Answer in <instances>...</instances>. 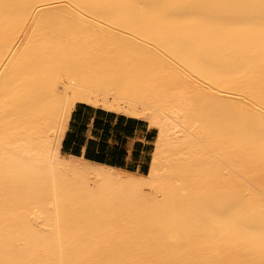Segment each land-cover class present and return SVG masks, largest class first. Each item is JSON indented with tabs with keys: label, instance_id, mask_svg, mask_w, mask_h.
<instances>
[{
	"label": "bare ground",
	"instance_id": "1",
	"mask_svg": "<svg viewBox=\"0 0 264 264\" xmlns=\"http://www.w3.org/2000/svg\"><path fill=\"white\" fill-rule=\"evenodd\" d=\"M77 104L153 127L147 173L62 155ZM262 187L264 0H0V264H206L200 229L260 252Z\"/></svg>",
	"mask_w": 264,
	"mask_h": 264
},
{
	"label": "crops",
	"instance_id": "2",
	"mask_svg": "<svg viewBox=\"0 0 264 264\" xmlns=\"http://www.w3.org/2000/svg\"><path fill=\"white\" fill-rule=\"evenodd\" d=\"M156 130L146 121L77 104L60 141L67 157L144 175L149 169Z\"/></svg>",
	"mask_w": 264,
	"mask_h": 264
},
{
	"label": "rangeland",
	"instance_id": "3",
	"mask_svg": "<svg viewBox=\"0 0 264 264\" xmlns=\"http://www.w3.org/2000/svg\"><path fill=\"white\" fill-rule=\"evenodd\" d=\"M54 4L55 3H50V5L48 6V8H56L57 6H54ZM92 21H94V22H96L95 20H92ZM98 21H100V20H98ZM100 27H104V26H102L99 22H96ZM143 40L141 39V40H139V45L140 46H137L136 47V51L137 52H141V51H143V49L145 48V47H148L149 45H147L146 43H144V42H142ZM110 71H107L106 73H104L105 74V76H111L113 73H109ZM98 84H97V82L95 83H91V88L93 89V90H95V94L97 95V96H101V91H103V90H105V87L103 86V85H100V89H98L99 87H96ZM104 87V88H103ZM192 112H190L188 115H189V118H191L193 115V117H195V114H193V115H190ZM191 116V117H190ZM197 133H199L200 135H201V133H200V131H198L197 130ZM199 134H197V136L199 135ZM235 168H232V170H234ZM149 170V169H148ZM231 170V174L233 175V177H234V180H235V182L237 183V185H239V189H242V187H243V184H244V181L243 180H241V179H238V176H236L235 174H234V172ZM235 171H236V169H235ZM251 179H253L252 181H254V177H249V180L251 181ZM264 187H262V189H263ZM264 190V189H263ZM109 192H107V194L109 195V196H111V197H115V193L114 192H112V189H109L108 190ZM104 192H106V191H104ZM103 192V193H104ZM152 192V191H151ZM107 194L106 193H104V195H106V197H108L107 196ZM117 194H120V193H117L116 192V195ZM156 193H154V192H152V196L153 195H155ZM122 194H120V195H117V196H121ZM150 195H151V193H150ZM108 198H110V197H108ZM129 201V200H128ZM199 234H197L199 237L197 238L198 239V241H199V243H200V245H201V249H198V250H200V251H197V252H199L198 254H200V252L201 253H204L205 255L207 254L208 255V257L209 256H211V255H214V253L212 252V254L209 252V250H212V249H214L215 247L213 246V248H212V245L214 244L216 247H219L220 245H222V240H224V238L222 239V237L221 236H219V235H217L214 231H212V230H208V229H200L199 230V232H198ZM197 235H196V237H197ZM177 239H179L180 240V238H178V237H176ZM176 238H172V240H174V241H170L171 243H173V242H175L176 244H171L172 246L170 247V249H172L173 251H174V253H176L175 252V250L177 249V248H180L179 246H182L183 247V249L182 248H180V249H182L181 251H183L185 248V246H187V243L185 242L186 241V239H184V240H181V241H183L184 242V246L182 245V244H180L181 242L179 241V240H176ZM197 239L195 238V239H193V240H195V242H192L191 241V243L190 244H188V245H192V243H194V245H193V248H196V245H195V243H196V241H197ZM226 239V238H225ZM171 240V239H170ZM227 240V239H226ZM177 241V242H176ZM180 243H179V242ZM197 241V242H198ZM225 241V240H224ZM229 241V240H228ZM227 241V242H228ZM226 242V241H225ZM219 244V245H218ZM226 243H224L223 245H225ZM230 244V243H229ZM228 243H227V246L229 245ZM257 243H255V245H256ZM264 243H262L261 245H263ZM177 245V247L175 248V246ZM254 245V246H255ZM195 246V247H194ZM197 246H199V244L197 245ZM241 246V245H240ZM252 246V245H251ZM159 247V246H158ZM173 247L175 248V249H173ZM224 247V246H223ZM226 247V246H225ZM229 248H230V245L228 246ZM242 248H243V246H241ZM188 248H190V246L189 247H187L186 248V251H189L188 250ZM198 248V247H197ZM197 248L194 250V249H191V252H192V250H193V252L194 251H196L197 250ZM199 248H200V246H199ZM222 246L221 247H219L218 248V251H219V249H220V251H222ZM258 248V247H257ZM261 248V247H260ZM161 249H163V248H161ZM169 249V250H170ZM217 249V248H216ZM235 249V248H234ZM236 249H237V247H236ZM235 249V252L237 253V251H238V249H239V245H238V249L236 250ZM241 249V248H240ZM252 249H255V248H253L252 247ZM165 250H167V249H165ZM233 250V249H232ZM251 250V249H250ZM260 250V249H259ZM259 250H253L254 251V253H253V251L251 250V252L249 253L248 251H246V250H244V248H243V251H246V253H249V254H251L250 256H249V254H246V255H248V256H246L245 254H244V252H241V250L240 251H238V253L236 254L235 252V254H234V256H232L233 254V252L231 251V250H226V248L223 250V251H225V253L227 252V251H231V254H229V252H227L228 254H229V256H232V258L233 259H238L239 257H245L246 259H249V260H247L248 262V264H264V247L262 246V249H261V251L259 252ZM162 251L163 250H160V252L162 253ZM203 251H208L211 255H209V253L207 252V253H205V252H203ZM213 251H216V250H213ZM222 251V252H223ZM177 252H179V253H181L180 251H179V249H178V251ZM239 252H240V254H243V255H238L239 254ZM160 253V254H161ZM183 253H184V251H183ZM195 253V252H194ZM193 253V254H194ZM219 253V252H218ZM224 253V252H223ZM224 253V254H225ZM169 254H171V253H169ZM197 254V253H196ZM196 254L195 255H191V257L193 256H195L196 257ZM220 254V253H219ZM219 254H217V251H216V254L214 255L215 256V260L217 261L218 259L217 258H221V259H219V260H221V262H220V264H223L224 262L222 261L224 258H222L221 256L219 257ZM228 254H226L227 256H228ZM173 255V254H172ZM168 255V257L170 256L171 258H173L175 255ZM177 255V254H176ZM201 255L202 256H204L203 254H200V260H202L203 262L202 263H199V264H205L204 262V260L201 258ZM206 255V256H207ZM220 255H222V253L220 254ZM238 255V256H237ZM178 256H179V254H178ZM198 256V258H199V255H197ZM206 256L204 257V258H206ZM216 256H218V257H216ZM223 256V255H222ZM225 256V255H224ZM161 257H162V254H161ZM164 257V256H163ZM180 257H182V258H180ZM206 258L205 260H206V264L209 262V261H212L213 259H214V257L212 258L211 257V259L212 260H208V262H207V259H209V258ZM226 257V256H225ZM235 257V258H234ZM237 257V258H236ZM249 257V258H248ZM174 258H176V256L174 257ZM187 259V257H185V256H183V255H181V256H179V257H177L176 259H178V260H180V259ZM229 258V257H228ZM245 258H241V260H240V258L238 259V261H239V264H241L240 263V261H242V259H243V261L245 260L246 261V259ZM189 259V258H188ZM187 259V260H188ZM231 259V258H230ZM190 260V259H189ZM214 261V260H213ZM215 261V262H216ZM231 261V260H230ZM237 261V260H236ZM201 262V261H200ZM218 262V263H219ZM231 262H233V260L231 261ZM211 263V262H210ZM217 263V264H218ZM234 264L236 263L235 262V260H234V262H233ZM209 264V263H208ZM214 264H216V263H214ZM236 264H238V263H236ZM242 264H244V263H242Z\"/></svg>",
	"mask_w": 264,
	"mask_h": 264
}]
</instances>
